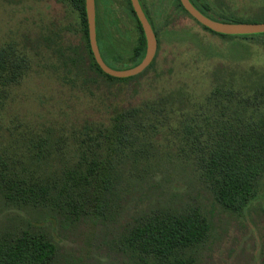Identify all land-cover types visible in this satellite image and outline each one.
<instances>
[{
	"label": "rangeland",
	"instance_id": "374dc122",
	"mask_svg": "<svg viewBox=\"0 0 264 264\" xmlns=\"http://www.w3.org/2000/svg\"><path fill=\"white\" fill-rule=\"evenodd\" d=\"M108 1L120 23L109 42L124 52L136 37L134 21L125 0ZM224 2L237 16L264 11V0ZM146 3L158 31L155 62L135 79L110 82L62 63L63 54L75 56L72 50L83 44L78 12L68 2L0 0V49L14 48L27 58L19 81L0 88L3 168L59 184L62 169L80 157L81 138L91 135L102 142L98 132L109 129L118 113L139 109L144 116L136 143L118 151L120 163L112 156L119 176L109 217L68 219L0 197V233L45 231L57 247L55 264H133L120 245L135 218L159 210L198 209L209 231L194 251L195 264H264V173L245 209H225L199 175L188 141L192 137L184 132L185 124L198 125L195 130L202 128L205 139L213 118L233 120L234 111L243 110L237 103L242 97L250 115L253 91L264 84V34L222 38L202 29L171 0ZM215 88L233 94L213 97ZM31 151L44 154L41 164L31 162ZM105 152L109 149L103 143Z\"/></svg>",
	"mask_w": 264,
	"mask_h": 264
},
{
	"label": "trees",
	"instance_id": "16d2710c",
	"mask_svg": "<svg viewBox=\"0 0 264 264\" xmlns=\"http://www.w3.org/2000/svg\"><path fill=\"white\" fill-rule=\"evenodd\" d=\"M63 1L68 2L78 12L83 40L81 48L78 46L72 50L76 53L75 56L62 55L63 64L72 63L78 69L86 70L87 76L95 74L110 82L135 79L153 66L159 39L146 0H140V4L149 22L154 24L152 27L157 35V50L152 62L142 72L127 78L112 77L104 73L96 63L89 45L85 1ZM108 2L96 1L95 8L96 40L101 57L114 69L135 66L145 55L146 43L141 24L130 0H125L134 21L136 37L129 48L124 52H118L115 50L117 45L110 43L109 37L114 29H119L120 23L110 11ZM190 2L207 17L221 22H264V11L245 17L237 16L229 11L224 0ZM171 3L178 11L191 17L179 0H171ZM197 24L222 38L240 36L249 39L259 35L220 34L199 22ZM100 42L104 45V50L101 49ZM104 55L108 56L109 62ZM111 63L125 66L116 68ZM26 68L27 58L24 53L16 52L14 48L7 46L1 48L0 88L19 81ZM211 94L217 98L218 96L231 98L229 95H232L233 91L215 88ZM251 98L253 109L250 115L245 114L244 104L248 102L247 99L240 98L237 103L240 107L242 105L243 110L234 111L233 120L213 118L212 123H207L213 130L207 129L208 134L203 140L202 128L199 127L196 131L198 125L185 124V134L192 137L188 141L193 146L191 150L195 154L194 164L199 170V175L210 188L214 199L231 212H240L255 198L257 180L264 173V84L258 83ZM261 107L263 112L260 111ZM256 113L258 115L254 116ZM142 117L144 116L140 114L139 109L118 113L112 118L109 129L98 132L102 142L91 135H88V139L81 138L80 157L73 167L62 169L59 184L33 178L31 174L16 175L3 168L1 163L0 197L10 204L47 209L68 219L109 217L119 176L112 156L114 155L120 163L118 151H125L136 143L135 137L143 131ZM103 143H106L109 149V152L104 154L101 153ZM31 155L33 164H41L44 156L42 152L31 151ZM208 231L209 221L198 209L186 212L159 210L135 218L126 229L120 246L133 264H195L194 251L206 240ZM56 250L53 238L43 230L24 229L17 233H0V264H55Z\"/></svg>",
	"mask_w": 264,
	"mask_h": 264
},
{
	"label": "water",
	"instance_id": "95a60500",
	"mask_svg": "<svg viewBox=\"0 0 264 264\" xmlns=\"http://www.w3.org/2000/svg\"><path fill=\"white\" fill-rule=\"evenodd\" d=\"M85 1V13L88 28V39L90 49L93 53L96 63L101 70L116 78H127L135 76L142 72L153 60L157 50V39L155 33L142 9L139 0H130L131 6L141 24L142 31L145 38L146 48L145 55L142 60L135 66L126 69H114L108 66L101 57L96 40V13L94 0ZM183 8L201 25L210 30L226 35H251L264 33V22H221L211 19L201 13L190 0H179Z\"/></svg>",
	"mask_w": 264,
	"mask_h": 264
},
{
	"label": "flooded vegetation",
	"instance_id": "af4514ba",
	"mask_svg": "<svg viewBox=\"0 0 264 264\" xmlns=\"http://www.w3.org/2000/svg\"><path fill=\"white\" fill-rule=\"evenodd\" d=\"M139 2H140V0H139ZM94 3H95V8H96V0H94ZM96 10V9H95ZM96 12V11H95ZM149 21V20H148ZM150 23V22H149ZM150 25H151V27L153 26L152 25V23H150ZM152 29H153V27H152ZM156 36V39H157V35H155ZM157 45H158V43H157Z\"/></svg>",
	"mask_w": 264,
	"mask_h": 264
}]
</instances>
